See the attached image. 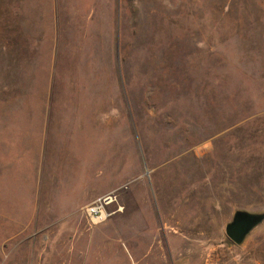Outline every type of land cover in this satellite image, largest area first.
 <instances>
[{
  "label": "rangeland",
  "instance_id": "obj_1",
  "mask_svg": "<svg viewBox=\"0 0 264 264\" xmlns=\"http://www.w3.org/2000/svg\"><path fill=\"white\" fill-rule=\"evenodd\" d=\"M240 211L264 214V0H0V264H264Z\"/></svg>",
  "mask_w": 264,
  "mask_h": 264
},
{
  "label": "water",
  "instance_id": "obj_2",
  "mask_svg": "<svg viewBox=\"0 0 264 264\" xmlns=\"http://www.w3.org/2000/svg\"><path fill=\"white\" fill-rule=\"evenodd\" d=\"M263 222L264 214L237 212L232 222L226 226V235L233 244L241 246L247 237Z\"/></svg>",
  "mask_w": 264,
  "mask_h": 264
},
{
  "label": "built area",
  "instance_id": "obj_3",
  "mask_svg": "<svg viewBox=\"0 0 264 264\" xmlns=\"http://www.w3.org/2000/svg\"><path fill=\"white\" fill-rule=\"evenodd\" d=\"M118 204L117 194H108L96 199L83 209L84 216L93 225L103 223L112 214L108 213L109 208Z\"/></svg>",
  "mask_w": 264,
  "mask_h": 264
}]
</instances>
